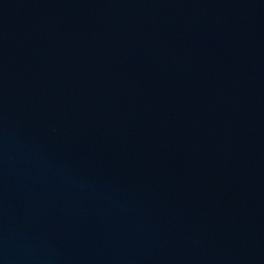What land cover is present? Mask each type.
<instances>
[{
    "label": "water",
    "instance_id": "water-1",
    "mask_svg": "<svg viewBox=\"0 0 264 264\" xmlns=\"http://www.w3.org/2000/svg\"><path fill=\"white\" fill-rule=\"evenodd\" d=\"M0 264H264V0H0Z\"/></svg>",
    "mask_w": 264,
    "mask_h": 264
}]
</instances>
